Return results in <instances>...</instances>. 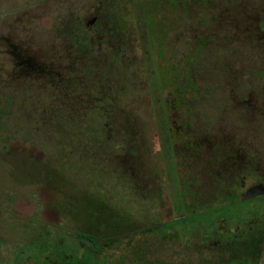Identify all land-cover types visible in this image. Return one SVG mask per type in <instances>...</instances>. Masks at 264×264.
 I'll list each match as a JSON object with an SVG mask.
<instances>
[{
    "label": "rangeland",
    "instance_id": "1",
    "mask_svg": "<svg viewBox=\"0 0 264 264\" xmlns=\"http://www.w3.org/2000/svg\"><path fill=\"white\" fill-rule=\"evenodd\" d=\"M148 1H132L136 18L126 48L132 52V73L92 59L82 65V78L72 82L8 80L11 86L4 89L12 88L22 107L15 118L27 128L37 119L39 126L28 137L10 128L0 131V264H12L19 251L31 255L30 244L51 231L92 234L100 239L104 264H264V252H229L227 247L235 232L264 236V197L236 201L241 189L236 187L184 208L166 195L176 217L163 221L154 214L161 185L176 180L159 155L166 148L163 102L175 86L185 91L177 103L181 110L199 108L200 116L209 119L216 96L210 91L226 85L225 70L238 74L247 65L253 67L249 74L245 70L248 77L256 82V76L264 77V69L249 60L258 49L246 36L252 26L264 23L262 0H234L236 12L229 20L222 0H152L155 9ZM90 2L0 0V37L50 49L48 40L62 22L63 38L80 48L85 40L70 32L65 20L70 12L84 15ZM216 2L225 11L209 20ZM258 3L263 11L254 8ZM114 10L128 16L129 6ZM127 31L122 26L119 38L130 35ZM83 54L91 57L87 49ZM65 88L70 89L67 97L60 90ZM51 91L60 92L63 102L49 103ZM33 105L39 106L36 118ZM188 175L187 167L178 172L179 180ZM192 237L199 248L213 242L214 252L194 251Z\"/></svg>",
    "mask_w": 264,
    "mask_h": 264
},
{
    "label": "flooded vegetation",
    "instance_id": "2",
    "mask_svg": "<svg viewBox=\"0 0 264 264\" xmlns=\"http://www.w3.org/2000/svg\"><path fill=\"white\" fill-rule=\"evenodd\" d=\"M90 1L91 6L87 5L89 9L84 15L72 17L70 12L69 19L65 20V23H68L66 28L69 27L70 32L80 33L86 45L79 48L63 38L60 31L61 24H59L62 22H57L48 40L50 49L35 48L34 44L29 45L22 39L11 40L0 37V71L6 70L10 77L28 78L29 81L42 85L56 79L68 83L74 78L78 80L82 78L81 67L85 61L96 59L111 62L113 66L132 73V52L129 54L126 48L132 41V19L136 18V13L132 14L133 0ZM222 1H224V9L229 11L225 19L229 20L231 14L236 12L235 2L234 0ZM148 2L156 4L152 0ZM154 4H150L153 9L157 8V4ZM259 4L254 8L263 11ZM261 5L264 6V0ZM117 6L120 12L129 6L128 16L116 15L114 9ZM133 7L136 8V5ZM220 8L222 7L219 2H216L209 20H215L217 13L225 11ZM122 26H127V32L130 34L124 36L126 40L119 38ZM250 32L246 36L258 52L254 53L255 55H252L254 57L249 60L257 63L258 69H264V40H260L264 34V23L257 27L252 26ZM176 33H179L178 29ZM84 49L90 52V58L85 57ZM252 68L246 65L244 71L238 74L225 70L228 77L220 74V76L224 75L228 81L221 91H210V93L216 92V96L214 105L212 104L213 116L209 119L200 116L199 108L181 110L177 103L185 91L178 90L175 86H173L172 95H168L163 102L166 148L162 149L159 155L164 157V163L161 161L162 166H166L167 170L176 176V180L166 181L161 185L163 191L159 196L154 214L163 221L176 217L167 202L168 198L165 201L166 195L172 201L175 199V202L184 208H195L211 200L214 194L231 189L233 191L236 187L241 188L237 192L236 201L263 199L264 193L249 197L254 186L264 185V151L261 149L264 145V77L256 76L258 82L248 77L245 70L248 73V70ZM60 90L65 97L70 92L69 88ZM50 96L53 99L50 103L59 101V95L55 91H51ZM90 96L91 93L86 92L88 99ZM82 102L86 104L85 99ZM104 124L113 127L107 120ZM145 152L147 154L148 150ZM143 161L147 166L150 163L148 158ZM186 167L189 175L185 180H179L178 172ZM200 174L204 179H200ZM237 175L239 179L235 180ZM249 177L251 179L247 180ZM174 186L177 190L176 195ZM180 186L184 189L181 190ZM153 189L154 187L151 186L149 192L151 198L154 194ZM245 227L247 228V225ZM250 232L233 233L232 243L227 246L229 252L255 251L257 254L264 252V236L255 237ZM244 233L247 234L242 236ZM239 238L238 244H235ZM192 242L190 246L194 251L201 249L204 252H214L212 251L213 242L212 244L209 242L210 247L207 249L199 248V240L194 237ZM194 247L197 249L195 250Z\"/></svg>",
    "mask_w": 264,
    "mask_h": 264
},
{
    "label": "trees",
    "instance_id": "3",
    "mask_svg": "<svg viewBox=\"0 0 264 264\" xmlns=\"http://www.w3.org/2000/svg\"><path fill=\"white\" fill-rule=\"evenodd\" d=\"M8 75L9 73L6 70L0 71V85L4 84L3 91L0 92V131L3 132L6 128H10L12 132L21 131L25 134V137H28L31 135L32 129H37L39 123L37 119H35L32 122V126L27 128L21 124L18 118H15V114H19V109L22 108L21 104H19L18 96L14 94V90H11L12 88H9V91L4 88L10 85L8 81L10 78H20L10 77ZM23 79L27 82H32L29 81L28 78ZM58 102L62 101L59 100ZM42 106L45 105L42 104ZM38 108L39 106L37 107V105H33L32 107L34 110L33 116L35 118L38 112L35 110H38ZM63 108L66 107L63 106ZM11 113H13V116L10 117ZM4 116H6L7 119ZM33 126H35V128ZM99 240L92 234L85 232L79 235L74 234L73 237H71L65 233L59 234L51 231L48 234H41L39 238L34 240L35 242L29 243L33 245L31 246L32 248H30L31 255L23 257L24 253L19 251L15 253V256L12 260L10 259L9 262L12 264H27L28 262H33V264H104L106 259L102 254L103 247H101ZM108 241L109 240H104L103 243ZM26 244L28 243H24L22 246H26ZM121 261L127 262L125 259ZM110 262L114 263V261Z\"/></svg>",
    "mask_w": 264,
    "mask_h": 264
},
{
    "label": "water",
    "instance_id": "4",
    "mask_svg": "<svg viewBox=\"0 0 264 264\" xmlns=\"http://www.w3.org/2000/svg\"><path fill=\"white\" fill-rule=\"evenodd\" d=\"M263 193H264V185L257 184L256 186H254L251 189V193H250L249 197H254L256 195H260V194H263Z\"/></svg>",
    "mask_w": 264,
    "mask_h": 264
}]
</instances>
